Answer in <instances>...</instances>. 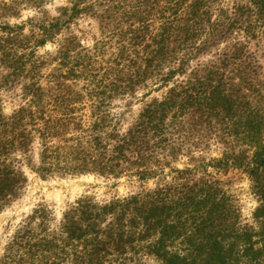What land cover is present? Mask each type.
<instances>
[{
  "label": "trees",
  "instance_id": "1",
  "mask_svg": "<svg viewBox=\"0 0 264 264\" xmlns=\"http://www.w3.org/2000/svg\"><path fill=\"white\" fill-rule=\"evenodd\" d=\"M70 3L65 20L26 34L24 25H0V89L21 85L23 101L9 116L0 111V211L24 190L35 143L44 178L130 174L140 189L105 202L84 197L54 228L51 212L36 209L0 264H264V85L240 40L264 44V0ZM19 4L2 0L0 11ZM81 15L102 28L91 46L68 36L38 54ZM229 41L217 62L186 73ZM150 80L166 92L119 129L113 101ZM212 142L221 157L197 161ZM183 157L197 165L174 167ZM231 169L251 182L257 229L225 191L221 175Z\"/></svg>",
  "mask_w": 264,
  "mask_h": 264
},
{
  "label": "rangeland",
  "instance_id": "2",
  "mask_svg": "<svg viewBox=\"0 0 264 264\" xmlns=\"http://www.w3.org/2000/svg\"><path fill=\"white\" fill-rule=\"evenodd\" d=\"M2 1V0H0ZM14 0H5L10 4ZM40 4L39 6H37ZM70 0H20V4L14 9L0 11V25L9 23L11 25H24L25 34L36 29L39 24H49L57 19L65 20V11L71 9ZM102 28L96 19L88 15H81L74 19L68 29H64L54 43H49L43 48H38L41 56L53 52L57 44L65 37H77L85 46H91L100 37ZM241 42L247 43L248 51L256 59L259 76L264 85V44H258L242 35ZM232 41L222 43L209 49L189 64L186 73L197 65H210L220 58L228 50ZM165 72H168L166 70ZM183 79V75H178L174 82ZM155 80L148 81V85L136 88L135 92L116 98L112 105V114L117 117V125L121 130L131 127L144 106L154 98L161 97L166 88L155 86ZM170 84H173L174 82ZM0 89V111L9 116L22 104L21 85L8 86ZM264 105V102H263ZM211 148L206 149L201 155L196 153L197 161L203 157L206 162L212 158L218 159L224 148L216 143H211ZM31 156L33 161L25 160V173L27 183L24 186L19 198L8 208L0 211V261L6 254V247L19 226L40 207L47 208L51 212V226L54 228L62 218L64 212L71 208L76 202L84 197H93L99 202L111 201L115 198H123L140 189V181L124 174L119 178L100 177L97 175L84 176H48L42 177L37 172L38 147L33 145ZM198 151V150H196ZM201 155V156H200ZM197 163L190 162L187 157H183L174 164V167L183 169L187 166H195ZM224 181L225 191L233 196L236 205L241 212L243 224L252 225L258 228V224L253 220V213L258 208L259 202L254 195L249 178L239 170L231 169L229 173L221 175ZM150 181L148 186H153ZM138 264H162L154 257L141 258Z\"/></svg>",
  "mask_w": 264,
  "mask_h": 264
}]
</instances>
